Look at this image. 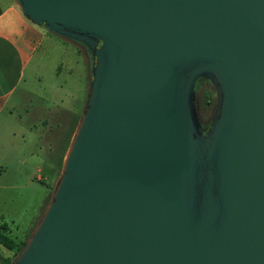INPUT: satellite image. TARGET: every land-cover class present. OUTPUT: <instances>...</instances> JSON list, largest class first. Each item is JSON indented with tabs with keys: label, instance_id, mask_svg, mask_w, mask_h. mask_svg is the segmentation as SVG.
I'll use <instances>...</instances> for the list:
<instances>
[{
	"label": "water",
	"instance_id": "obj_1",
	"mask_svg": "<svg viewBox=\"0 0 264 264\" xmlns=\"http://www.w3.org/2000/svg\"><path fill=\"white\" fill-rule=\"evenodd\" d=\"M91 57L82 116L11 264H264V0H14ZM213 85L203 132L193 84Z\"/></svg>",
	"mask_w": 264,
	"mask_h": 264
},
{
	"label": "rangeland",
	"instance_id": "obj_2",
	"mask_svg": "<svg viewBox=\"0 0 264 264\" xmlns=\"http://www.w3.org/2000/svg\"><path fill=\"white\" fill-rule=\"evenodd\" d=\"M44 31L45 38L39 49L43 51L35 59L36 64L33 63L22 86V93L28 98L22 99L26 100L29 109L26 122L33 123L44 117V124L48 126L43 134V145L34 147L33 136L26 133L25 142L20 145L22 152L27 156L30 151H37L39 156L29 155L22 164L14 157L0 163V224H5L1 231L19 244L27 242L50 200L58 168L61 170L82 116L90 82L88 50L77 41L47 29ZM201 86L208 87L209 94L204 93ZM215 100L213 85L206 78L197 77L193 84L192 103L202 131L210 123ZM17 144L0 139V146L12 147V153L17 150ZM19 252L0 245V260L7 258L11 264Z\"/></svg>",
	"mask_w": 264,
	"mask_h": 264
},
{
	"label": "crops",
	"instance_id": "obj_3",
	"mask_svg": "<svg viewBox=\"0 0 264 264\" xmlns=\"http://www.w3.org/2000/svg\"><path fill=\"white\" fill-rule=\"evenodd\" d=\"M44 38V28L26 19L14 0H0V139L18 143L15 149L19 150L12 153V147L0 146V163L14 157L22 164L29 155L39 156L37 151H30L27 156L22 152L20 145L25 142L26 133L33 136L34 147L43 145V134L48 126L44 124V117L33 123L26 122L28 98L22 93V86L33 63L36 64L35 59L43 51L39 49ZM60 171L58 168L57 178Z\"/></svg>",
	"mask_w": 264,
	"mask_h": 264
},
{
	"label": "trees",
	"instance_id": "obj_4",
	"mask_svg": "<svg viewBox=\"0 0 264 264\" xmlns=\"http://www.w3.org/2000/svg\"><path fill=\"white\" fill-rule=\"evenodd\" d=\"M201 88L204 89V93L209 94L208 87L201 86ZM4 226H5L4 222L0 224V245L8 250H20L21 251L25 243L19 244L12 237H10L6 232L1 231L4 228ZM0 264H10V261L7 258L3 257L0 260Z\"/></svg>",
	"mask_w": 264,
	"mask_h": 264
},
{
	"label": "flooded vegetation",
	"instance_id": "obj_5",
	"mask_svg": "<svg viewBox=\"0 0 264 264\" xmlns=\"http://www.w3.org/2000/svg\"><path fill=\"white\" fill-rule=\"evenodd\" d=\"M204 130H205V127H203V132H204Z\"/></svg>",
	"mask_w": 264,
	"mask_h": 264
}]
</instances>
